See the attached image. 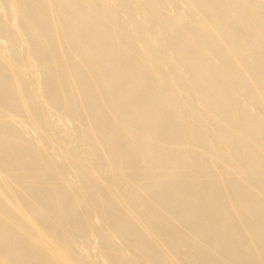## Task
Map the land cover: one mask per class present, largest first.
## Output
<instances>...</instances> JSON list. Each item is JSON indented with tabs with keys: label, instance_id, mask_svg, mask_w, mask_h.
I'll list each match as a JSON object with an SVG mask.
<instances>
[{
	"label": "bare ground",
	"instance_id": "1",
	"mask_svg": "<svg viewBox=\"0 0 264 264\" xmlns=\"http://www.w3.org/2000/svg\"><path fill=\"white\" fill-rule=\"evenodd\" d=\"M0 38V264H264V0H0Z\"/></svg>",
	"mask_w": 264,
	"mask_h": 264
},
{
	"label": "rangeland",
	"instance_id": "2",
	"mask_svg": "<svg viewBox=\"0 0 264 264\" xmlns=\"http://www.w3.org/2000/svg\"><path fill=\"white\" fill-rule=\"evenodd\" d=\"M2 43H4L3 42V39L1 40V38H0V44H2ZM27 73H29V72H27ZM50 120H52V123H54L55 125H57L56 126V130H55V132H53L56 136H58V137H62V138H64L65 140H68L69 138L68 137H70L71 136V133H72V131H75V128H77V123H67L66 125H68L67 126V128H66V126H64L65 127V129H66V131H67V133H66V131H64L65 129H63V128H61L62 127V122H61V120H60V118L58 117V115H57V113L56 112H53L52 114H51V116H50ZM63 129V130H62ZM68 129V130H67ZM62 131V132H61ZM63 132H65V133H63ZM71 132V133H70ZM74 133V132H73ZM62 134H66V136L65 135H62ZM68 134V135H67ZM70 135V136H69ZM29 136H31V137H29V138H31V139H33L34 138V135H29ZM92 216H91V218H96V214L95 213H92L91 214ZM96 220V219H95ZM95 223H97V222H95ZM98 225V224H97ZM94 244H93V243ZM92 244V245H91ZM96 244H97V242H96ZM121 245V244H120ZM90 248H94V246H95V241H91V243H90ZM98 246V244L96 245V247ZM117 245H114L113 247H116ZM118 248H120V246L118 247ZM117 249V248H116ZM186 254V251L185 250H183L182 251V254H184V253ZM95 254H97L96 253V251L95 250H92L91 251V254H90V256H92V257H90V259H91V261H93V262H95V263H99V264H103L104 263V259H101V257H99L98 255H95ZM184 254V255H185ZM94 255V256H93ZM184 255H182L183 257H184ZM96 257H98L99 259H97ZM96 259H97V261H96ZM100 261V262H99ZM106 262V261H105Z\"/></svg>",
	"mask_w": 264,
	"mask_h": 264
}]
</instances>
